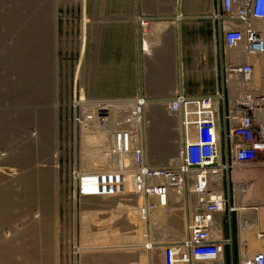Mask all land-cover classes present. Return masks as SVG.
<instances>
[{
	"label": "rangeland",
	"instance_id": "rangeland-1",
	"mask_svg": "<svg viewBox=\"0 0 264 264\" xmlns=\"http://www.w3.org/2000/svg\"><path fill=\"white\" fill-rule=\"evenodd\" d=\"M81 6L82 0H0V264H83L86 257H94L90 262L99 264L163 262L158 250L145 249L148 237L140 239L143 254L114 246L122 235H134L132 228L122 229L128 215H121L119 208L122 201L139 200L132 185L122 190L114 177H106V181L99 177L98 182L106 183L92 189L86 184L97 180L91 178L93 171L110 176L125 168L134 154L137 133L151 167L167 162L166 158L154 159L153 153L176 152L177 157L179 120L167 119L165 105L151 111L147 106L143 113L121 105L138 96L120 99L112 106V102L87 94L81 82L86 60L81 58ZM262 69H257L254 89L259 83L264 88ZM153 117L158 120L152 121ZM175 125L178 129L170 130ZM262 164L264 160H259L236 170L260 169L244 180H236L234 173L226 180L235 212L226 213L225 235L233 234L234 248L240 237L246 243L242 225L248 224L235 208L244 201L240 189L258 195L246 205L259 206L260 211L249 213L264 218ZM174 199L175 206L179 198ZM140 201L143 207L142 198ZM168 215L158 211L152 216L158 221L159 242L170 239L168 223L174 232L178 230L175 238L186 235L188 211L182 208L178 214H170L175 220ZM134 218L132 226L137 228L140 223ZM261 219L255 238L264 235ZM148 230L149 224H145L142 235ZM256 252L262 251L251 255ZM224 257L223 264H242L246 256L227 248ZM218 262L195 260L192 264Z\"/></svg>",
	"mask_w": 264,
	"mask_h": 264
},
{
	"label": "built area",
	"instance_id": "built-area-1",
	"mask_svg": "<svg viewBox=\"0 0 264 264\" xmlns=\"http://www.w3.org/2000/svg\"><path fill=\"white\" fill-rule=\"evenodd\" d=\"M218 1L216 19L222 41L233 55L224 70L226 90L193 98L179 93L164 104L180 125L181 147L175 164L148 165L137 133L130 162L114 173L120 189L132 185L133 194L142 198L144 220L149 224L146 249L151 253L161 250L163 264L225 259L231 241L224 238L218 217L235 212L225 194L226 178L237 169L264 160V88L259 83L254 89L257 69L264 66V0ZM146 25L140 21L142 30ZM132 102L138 111H146L148 104L143 96ZM174 198H181L178 211H188L185 238L159 242L158 221L152 216L158 211L168 216L176 213ZM242 264H264V253L248 256Z\"/></svg>",
	"mask_w": 264,
	"mask_h": 264
},
{
	"label": "crops",
	"instance_id": "crops-1",
	"mask_svg": "<svg viewBox=\"0 0 264 264\" xmlns=\"http://www.w3.org/2000/svg\"><path fill=\"white\" fill-rule=\"evenodd\" d=\"M219 12L218 0H82L81 58H86L81 77L83 88L88 95L104 102L116 103L120 99L131 100L143 96L147 100L148 109L164 107L167 101L179 93L193 98L225 91L224 70L233 55L222 41L220 23L216 19ZM141 20L147 23L145 30L140 26ZM112 103L110 105L113 106ZM132 103L134 102L121 105L132 109ZM133 110L138 112L136 108ZM167 119L174 120L168 113ZM156 120L158 119H152ZM172 127V131L178 129L175 125L170 130ZM152 157L160 161L164 158L176 160V152L172 155L153 153ZM171 164L168 162L158 167ZM92 173L91 178L97 180L86 184L89 189L106 183L98 182L99 177L103 181L108 179L106 177H114L113 174L104 176V173ZM229 185L225 183V194L231 200ZM113 203L116 205L117 202ZM121 207L120 214L125 212L128 215L127 226L122 229L132 228L134 235H129L130 238L122 235L114 246L146 253L143 252L140 241L146 239L142 235L146 222L140 198L122 201L119 208ZM256 208L246 207L249 211L259 210V206ZM226 213L228 212L221 213L218 217L223 236L231 241L228 247L230 253L243 255L246 247L241 237L234 248L233 234L228 232V236L225 235ZM134 216L140 223L137 228L132 226ZM252 218L251 215L244 218V221L251 222ZM227 224L229 227L228 222ZM166 228L171 233L168 235L169 242L180 239L181 236L175 238L178 230L174 232L169 223ZM157 252L162 254L161 250ZM90 261H94V257L84 258L83 264H99L97 261Z\"/></svg>",
	"mask_w": 264,
	"mask_h": 264
},
{
	"label": "bare ground",
	"instance_id": "bare-ground-1",
	"mask_svg": "<svg viewBox=\"0 0 264 264\" xmlns=\"http://www.w3.org/2000/svg\"><path fill=\"white\" fill-rule=\"evenodd\" d=\"M263 65L261 64L260 65V68L262 69L263 67H262ZM256 78V77H255ZM77 106H80V107H83L84 106V103H77ZM174 159V158H173ZM175 161L176 160H172V159H168L167 158V162L166 163H172L171 165H173V164H175ZM165 163V164H166ZM162 165H164V164H162ZM257 169H259V168H255V169H253V170H250V171H245V172H241V171H235L234 172V178L236 179V180H244V179H246L248 176H251V174H252V172H255V171H257ZM237 170H243V169H237ZM260 170V169H259ZM79 177L81 176V175H78ZM238 193H239V196H243V203H240L239 205H236L235 206V208H236V210H238L240 213H243V217L245 218V219H247V218H249V216H247V215H249V213H247V212H249V210L248 209H246V207H247V205H246V202L249 200V199H253V197H256V199H257V197H258V195L256 194V196H254L253 195V193H252V190L251 189H247V191H244V192H242L241 191V189L238 191ZM260 193V192H259ZM260 195V194H259ZM260 197V196H259ZM259 199V198H258ZM178 201H181V199L179 198V200ZM174 202H175V199H174ZM177 202V201H176ZM176 206V214H178L179 212H178V210L179 209H177V205H175ZM260 211V210H259ZM182 212V211H181ZM257 214V213H256ZM250 215H251V213H250ZM262 218V219H261ZM253 221H251V223H249L248 221V224H243L242 225V227H244V233H243V237L245 238V240H246V243L244 244V246L246 247V249H244L243 250V254H244V256H246V257H248V256H252L251 254L253 253V252H255V251H262V252H264V235H258V237L257 238H255V233H256V231L258 230V222L260 221V219L261 220H264V218L261 216V217H258V216H253ZM242 221H244L243 219H242ZM243 223V222H242ZM263 224V223H262ZM263 227H264V224L262 225ZM262 228V227H261ZM259 232V231H258ZM186 233V232H185ZM259 234V233H258ZM185 238V234H183V235H181V237H180V239H178V240H182V239H184ZM148 244V242L146 241V243L144 244V247L146 248V245ZM245 257V258H246ZM244 258V259H245ZM220 262V263H219ZM218 262V264H223V261L221 260V261H219Z\"/></svg>",
	"mask_w": 264,
	"mask_h": 264
}]
</instances>
